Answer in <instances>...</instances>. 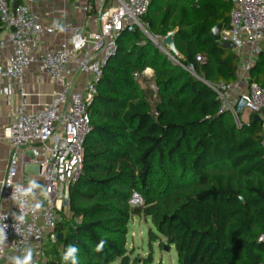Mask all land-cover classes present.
Listing matches in <instances>:
<instances>
[{
  "label": "trees",
  "instance_id": "trees-1",
  "mask_svg": "<svg viewBox=\"0 0 264 264\" xmlns=\"http://www.w3.org/2000/svg\"><path fill=\"white\" fill-rule=\"evenodd\" d=\"M230 9L228 0H151L141 22L158 41L174 31L176 62L138 28L120 33L86 107L61 237L45 244L42 264H63L70 244L79 264H135L126 248L132 217L149 218L150 235L174 246L178 264H264L261 125L250 117L236 126L206 85L237 78V51L211 36L228 27ZM249 76L264 86L263 52ZM133 192L141 204L129 203Z\"/></svg>",
  "mask_w": 264,
  "mask_h": 264
},
{
  "label": "built area",
  "instance_id": "built-area-1",
  "mask_svg": "<svg viewBox=\"0 0 264 264\" xmlns=\"http://www.w3.org/2000/svg\"><path fill=\"white\" fill-rule=\"evenodd\" d=\"M42 1L0 0V26L6 31V39L12 46L7 62L0 64V79L13 78L21 84L25 69L36 62L38 71L47 74L62 87L49 102L34 111H26L18 106L14 120L3 130L9 145V156L2 184H6L9 178L13 184L17 183L14 177L18 170L19 151L27 148L32 156L31 162L37 167L36 180L49 192L47 198L37 197L43 201V207L35 214H29L28 223L22 226L24 237L12 227V215L18 213L19 209L12 201L6 208H0V214L8 215L4 221L8 225V247L0 261L7 252L16 255L19 249L30 245L40 253L36 258L37 264H42L45 244L57 238L56 224L67 200L69 185L82 168L83 142L89 131L86 107L95 93V83L109 58L115 54L120 33L135 28L145 33L141 18L151 2L113 0L112 4L101 3L97 29L86 33L82 26L67 25L66 28L71 27L72 30L68 39L36 59L34 48L37 36L43 32L51 34L60 31L57 25L43 24L34 12L33 5ZM228 1L231 4L229 25L220 30L219 36L221 41L231 42L234 49L242 54L237 77L246 82V88L238 92L233 83L206 82V85L220 101V111H228L236 126L248 121L242 119L244 112L250 117L253 114L260 116V145L264 147V86L252 82L248 76L249 69L263 52L260 44L264 43V0ZM81 9L87 12L91 7L86 4ZM172 59L176 62L175 58ZM196 59L201 61L199 56ZM147 70L142 74H146ZM187 70L194 74L192 65ZM83 73L91 76L78 82ZM134 77H138V74L134 73ZM78 83L82 84L79 88ZM9 89L10 92L6 91ZM12 92L11 86L3 90L7 97H11ZM19 94L24 95V92L19 89ZM12 191L8 185L2 188V193L9 197ZM129 203L141 204L140 196L133 192Z\"/></svg>",
  "mask_w": 264,
  "mask_h": 264
},
{
  "label": "crops",
  "instance_id": "crops-1",
  "mask_svg": "<svg viewBox=\"0 0 264 264\" xmlns=\"http://www.w3.org/2000/svg\"><path fill=\"white\" fill-rule=\"evenodd\" d=\"M101 3H105V5L112 4L113 0H44L39 4H34V12L43 24L46 26L60 25L64 28L63 31H54L51 34L43 32L37 36L34 48L35 58L37 59L48 49L54 48L60 42L68 39L72 30L71 27L66 28L67 25L82 26L86 33L97 29ZM86 4H89L91 9L84 12L81 8ZM6 34V31L2 29L0 32V42H3L2 46L0 45V64L2 65L7 62L12 51V46L6 39ZM147 69V76L152 77V69ZM233 84L238 92L246 88V82L238 77ZM81 85V83H78V88ZM8 86L12 87L11 97L3 94L4 88ZM19 89L24 92V95L19 94ZM61 89V84L54 82L47 74L38 71L36 62L25 69L21 84L13 78L0 79V182H3L6 175L9 156V145L3 136V130L14 120L17 107L22 106L26 111H34L49 102L53 95ZM249 118L250 115L244 112L242 119L246 121ZM31 158L32 156L27 148L20 149L18 170L14 177L16 182L26 183L28 178L36 179L37 167L31 162ZM10 203V197L2 193V188H0V208H6ZM9 255L13 254L7 252L0 264H7Z\"/></svg>",
  "mask_w": 264,
  "mask_h": 264
},
{
  "label": "clouds",
  "instance_id": "clouds-1",
  "mask_svg": "<svg viewBox=\"0 0 264 264\" xmlns=\"http://www.w3.org/2000/svg\"><path fill=\"white\" fill-rule=\"evenodd\" d=\"M60 31H63V27L57 25ZM10 92L9 90H6ZM14 175V173H13ZM2 184V182H0ZM10 186L13 191L11 193L10 199L13 204L19 209L18 213H13V225L15 232L24 237V231L22 226L28 223V216L30 213L35 214L37 211L41 210L43 207V201L37 197L47 198L49 190L41 185L35 178H28L26 183H15L13 184L12 179L9 178L6 184L3 186ZM8 219V215L0 214V257L5 254V249L8 247L7 240L8 234L6 229L8 225L4 223ZM31 233H29V236ZM105 241L101 240L97 246L96 251H102ZM19 254L9 255L7 257V264H37V257L40 253L30 245L18 250ZM79 248L76 245L70 244L66 247L62 254L63 264H79Z\"/></svg>",
  "mask_w": 264,
  "mask_h": 264
},
{
  "label": "rangeland",
  "instance_id": "rangeland-1",
  "mask_svg": "<svg viewBox=\"0 0 264 264\" xmlns=\"http://www.w3.org/2000/svg\"><path fill=\"white\" fill-rule=\"evenodd\" d=\"M146 36L149 38L148 35ZM260 45L264 53V43ZM237 53L239 57L242 56L241 53ZM144 75L147 76L148 72ZM90 76L88 73H83L79 77L78 82L82 78ZM150 230L156 233L149 218L132 217L129 220L126 234V248L130 261H133L135 264H178L174 246H168L162 237L154 239L149 233ZM117 263L118 261H115L111 264Z\"/></svg>",
  "mask_w": 264,
  "mask_h": 264
},
{
  "label": "water",
  "instance_id": "water-1",
  "mask_svg": "<svg viewBox=\"0 0 264 264\" xmlns=\"http://www.w3.org/2000/svg\"><path fill=\"white\" fill-rule=\"evenodd\" d=\"M220 30H221L220 24H217L216 26H214L211 29L212 38L222 47L234 49V45L231 42L220 40V36H219ZM145 34L149 36V38L153 41L155 45H157V47H159L162 51L167 53L170 57L174 58V56L178 54L174 41H173L174 31L169 32L166 36H164L161 39V41H158L155 37L149 35L146 30H145ZM262 113L264 115V110ZM252 119L259 123L261 122V118L258 114H253ZM57 237L60 238L61 234L57 233Z\"/></svg>",
  "mask_w": 264,
  "mask_h": 264
}]
</instances>
